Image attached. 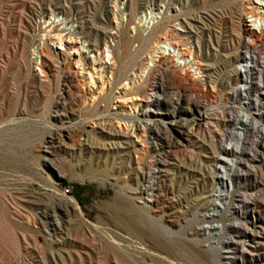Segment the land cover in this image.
I'll return each instance as SVG.
<instances>
[{
  "label": "rangeland",
  "instance_id": "rangeland-1",
  "mask_svg": "<svg viewBox=\"0 0 264 264\" xmlns=\"http://www.w3.org/2000/svg\"><path fill=\"white\" fill-rule=\"evenodd\" d=\"M114 1L0 0V264H264L260 131L248 137L249 144L244 143L245 133L242 140L237 133L221 146L224 126L219 133L212 127L224 118L212 117L207 120L212 127L200 126L195 117H203L201 103L190 97L195 86L168 72L160 102L154 105L160 116H153L164 120L161 133L167 143L134 149L124 138L106 136L123 133L137 142L141 135L120 130L129 123L92 119L98 134L82 128L95 110L76 98L72 71L48 78H37L32 71L27 37L32 13L64 10L80 19L86 34L98 29L103 44ZM242 1L139 0L135 5L128 0L132 16L148 3L164 6L170 15L159 24L160 33L148 40L124 35L117 59L120 74L165 36L177 16L182 22L177 37L183 46L194 47L210 83L224 92L241 85L233 61L241 40ZM135 42L138 49L132 51ZM72 45L70 50L79 47ZM64 81L71 95L57 98ZM174 90L181 96H173ZM119 97L114 107L132 104L126 92ZM116 100L125 104L115 105ZM263 100L261 95L251 106L244 101V108L262 113ZM56 111L64 115L61 122ZM223 114L238 121L229 130L238 132L241 118L252 124L242 110L223 109ZM256 119L257 128L263 129L264 113ZM202 128L212 131L211 138ZM51 139L55 142L49 148ZM252 239L263 245L252 246Z\"/></svg>",
  "mask_w": 264,
  "mask_h": 264
},
{
  "label": "built area",
  "instance_id": "built-area-1",
  "mask_svg": "<svg viewBox=\"0 0 264 264\" xmlns=\"http://www.w3.org/2000/svg\"><path fill=\"white\" fill-rule=\"evenodd\" d=\"M127 1L121 0V13L118 21H110L109 13H107V20L109 21L107 31L115 32V43L111 50L101 48L103 37L101 33L100 39L92 37V31L98 29H91L89 34H86L80 25V19L71 17L64 10L63 16H53V10L40 8L38 13H32L29 18L27 37L30 42V67L39 78L58 77L59 73L65 70L73 72L75 76V92L77 93L76 98L95 110L94 116L83 122L82 128L97 134V126H92V119L127 122L130 128L140 131L144 139V149L162 148L167 143L165 142L167 140L161 137L160 140H156L154 146H146L148 130H145L146 121H143V113H150V111H146V102H143V92L147 88L151 72L162 74L161 87L158 92H163L164 77L168 72H171L179 75L185 81L186 79L189 80L188 82L195 86L196 89L191 92L190 97L193 101L201 103L199 107L203 109V117H195V120L202 121L203 128L207 124L212 127L211 122H207L212 117L220 120L224 118V132L238 133L239 136L241 133H248L247 127L241 124L238 132L234 131L235 129L229 130L228 127L233 125V122L238 121L236 119L226 120L223 117V109L242 110L250 118H255V110L245 109L243 100L246 99L247 88H255L253 101L257 103L258 93L264 87V20L261 16L264 0H243L238 7L240 37H247V45H245V48H237L236 42V57L233 63L244 64L243 75L249 76V84H233L231 90H226L225 92L221 90V85L217 89L210 83L208 74L207 80L204 76L195 75L191 70L192 67H196L195 64L191 66L194 60H190L189 56L181 55V46L186 44L180 37H177L176 25H182L177 16H174L171 23L167 26L166 31L169 30L170 32L166 33L165 31V36L153 42L139 62L126 70L125 73L120 74L117 59L120 52L118 46L123 35L125 34L132 40L144 39L162 21L164 15L165 17L170 15V13L167 12V14L165 12L164 7H156V4L148 3L144 6V10H138L132 16L127 6ZM68 40H75L76 44L79 45V50H87L86 41H94V50H87L93 55L92 65L107 66V76H100L99 73L97 75H89V72H83L81 58L76 62H67L64 43H67ZM49 43L63 46V54H50ZM137 49L138 44L135 42L131 46V50ZM189 52H195L194 47H189ZM79 73L87 74V86L79 85ZM119 91H127V94L132 96V104L126 105L125 112L114 111V98L119 95ZM229 92H240V99H229ZM70 93L71 90L64 81L57 93V98L65 97L66 99L71 95ZM173 96L180 97L179 90H174ZM150 121L164 120L154 119L150 116ZM222 122H216V124L221 125ZM203 128L201 129L203 133L208 134L211 138L212 131H205ZM193 135L194 133H192L191 137ZM106 136L123 138V133H106ZM184 136L188 137L187 132H184ZM187 137L182 141L177 140L179 142L177 145L188 140ZM124 139L131 146H134L131 144L130 139Z\"/></svg>",
  "mask_w": 264,
  "mask_h": 264
},
{
  "label": "bare ground",
  "instance_id": "bare-ground-1",
  "mask_svg": "<svg viewBox=\"0 0 264 264\" xmlns=\"http://www.w3.org/2000/svg\"><path fill=\"white\" fill-rule=\"evenodd\" d=\"M134 4L135 5L139 4V0H135ZM113 8H114V18H113V21H118L119 20L120 13H121V0H115L114 1V7ZM159 9L161 10V8H159ZM53 16H63V11L53 12ZM109 16H110V21H111V15H109ZM261 16H262V18L264 20V1H263V8H261ZM164 17H165V15L162 17V20H163ZM161 22L162 21H160V23ZM160 23H158L153 28V30L151 31V33L146 38H144L142 40H146V39L148 40L151 35L154 36L155 34L160 33V31L163 28L162 25L161 26L159 25ZM180 28H181L180 25H176V32H177V34L182 33V30ZM100 33L101 32L99 30H94L93 31V34H92V37L95 38V39H98V38L100 39ZM124 35L122 37V40L119 43L118 50L120 48L121 43L123 42ZM103 39L104 38H102V40H101V48L104 49V50H111L112 47H113V45H114V43H115V32L114 31H109L107 37L105 38V40H104V42L102 44ZM72 44H76V41L75 40H68L67 43H64V51H66V59H67V62H76L77 60H80V58H81V61H82V71L83 72H89V75H97L99 73L100 76H107V66L92 65L93 64V55L89 51H87V50H94V41H86V49L87 50H79V47L78 48H75L73 50H70V46ZM245 45H247V37H241L239 48H245ZM189 47H192V46L190 44L188 46H183L182 45L181 46V55L182 56H189V59L190 60H194L192 62V64H191V66L195 64L196 67H192L191 70L193 71V73L195 75H197V76H204L205 79L207 80L208 79V76L206 75V71H205L204 67L201 65L200 61L197 59L196 53L195 52H189ZM237 48H238V43H237ZM49 51H50V54H52V55H61V54H63V46H59L56 43H49ZM233 68H234V66H233ZM243 73H244V64L238 63V74L242 78V84L241 85L249 84V76L248 75H243ZM263 79H264V71H263ZM161 82H162V74H158V72H151V74H150V80L147 83V88L143 92V102H146V111H150V113H143V121H146L145 122V130H148V135L146 136V146H147V142L149 143V145H151V146L153 145L154 146L156 144V140H160V137L162 138L161 126H162L163 122L162 121H150V116L152 118H154V119H157V117H153V116H160L159 109L155 108L154 105L155 104H159V102H160L159 93H162V92H158V91H159V89L161 87ZM79 85L80 86H87V74L86 73H79ZM222 85H224V83ZM121 92H126L127 93V91H119V95L116 96L115 98H117V99L119 98L120 99L119 96L121 95ZM231 93H234L232 95L234 100H239L240 99V92H229V99H231ZM261 95H262V97L264 99V87L259 91L258 98H260ZM129 96H131V95H129ZM253 96H255V88H247L246 99L243 100V107H244V101H247V104L246 105H249V106H251L253 104L255 105V102L253 101ZM258 98H257V102H258ZM114 103H115V100H114ZM119 103L125 104L124 101H121V100L120 101H117L116 100V104L115 105H117ZM125 107H126V105L125 106L117 105V106L114 107V110L115 111H120V110H123ZM260 107H261V110L263 111L264 110V100L262 101V105ZM263 113L264 112L256 114V111H255V118H252L253 120L249 121L250 123H252L251 125H248L245 122V120H244L245 118H241L240 124L246 126L247 127V132H248V133H245L246 134V138L244 139V143L245 144H249L248 143V137L253 136V134L255 133L256 130L260 131V133H262V135L264 136V128L263 129H260V128L258 129L257 128V124L259 122L256 119V116L257 115L258 116H262ZM223 117H225L224 114H223ZM56 118L57 119H60V122H61L62 119H64V115H62V113H58L56 111ZM94 120H108V119H94ZM226 120H227V118H226ZM110 121H113V120H110ZM121 123H127V122H121ZM200 126H202V125H200ZM222 126H224V120H223L221 126L215 127L216 130L218 129L217 130L218 133H219V130L222 129ZM63 130L65 131V134L68 136L69 133L67 131V128H64L63 127ZM120 130L123 131V132L125 131L126 133H131L132 135H141L140 134V131L138 129L130 128V125H128V124H123L122 127H120ZM97 134H98V127H97ZM233 135H234V132L225 131V133H223L222 136H221V138H220V144H221V146L224 144L225 141H227V137L233 136ZM142 137L143 136H139L137 138L138 139L137 142L136 141H131V144H133L135 146L134 149H138L139 150L138 147L140 146V147H142V149H140V150H145L144 149V139H142ZM148 137H149V139H151L150 137H153V138L151 139V141H149L148 140ZM123 138L129 139V137H126L124 135H123ZM239 139L242 140V138L240 136H239ZM53 142H55V140L54 139H51L50 142L48 143L49 148L53 146ZM117 144L118 143H114L113 142V145L117 146ZM258 144L259 143H257L256 145H258ZM263 145H264V143H263ZM115 146H113V147H115ZM108 150L110 151V150H115V149L114 148H111V149H108ZM220 161L223 162V158H221L219 160V162ZM253 161H257V160H254L253 159ZM241 162H237V164L238 165H241ZM247 162H248V160H247ZM239 169H240V167H239ZM157 173H160V172L157 171ZM151 186H150L149 190L151 189ZM144 187H146V186H144ZM143 189H145V188H143ZM147 192H149V191H147ZM140 194H141V192H140ZM72 203L75 205V208L78 209L77 203L75 201H73ZM242 203H243V199L241 201H239V204H242ZM236 210H237V208H236ZM81 217H82V214L80 215V218ZM255 240L256 239H252V241L250 240V242H251L250 244L251 245L254 244V245H256V247H261L263 245V243L254 242ZM251 245H250V247H251Z\"/></svg>",
  "mask_w": 264,
  "mask_h": 264
}]
</instances>
